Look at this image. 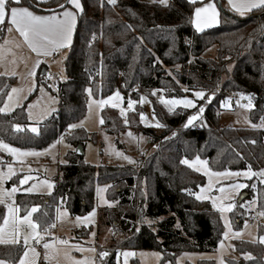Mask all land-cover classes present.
Here are the masks:
<instances>
[{"label":"trees","instance_id":"1","mask_svg":"<svg viewBox=\"0 0 264 264\" xmlns=\"http://www.w3.org/2000/svg\"><path fill=\"white\" fill-rule=\"evenodd\" d=\"M63 1L49 0L43 7ZM80 1L83 12L64 61L66 77L55 92L58 111L40 125L39 133L28 129L26 104L11 113H0V141L19 149L43 150L64 135L72 147H84L89 134L79 127L69 130L68 125L79 124L85 117L87 88L96 99L120 91L125 99L138 100L144 93L155 101L154 112L164 126L160 133L143 127L140 113L144 109L139 105L129 112L127 124L116 109H104L102 127L108 134L118 136L127 128L140 131L155 146L153 152L135 167H96L71 150L67 162L59 166L52 194L17 195L21 214L37 207L34 219L42 230L55 224L59 206L72 216H84L95 207L96 186L103 185L115 205L100 210L98 235L112 228L118 238L111 240L107 256L102 257L98 248L97 264H116L118 251L124 249L158 251L160 264H175L184 252L216 250L223 235L221 218L209 201L195 197L206 179L181 161L199 157L214 172L256 173L264 169V130L229 127L221 124L219 117L220 104L227 95L244 94L251 96L254 105L250 120L257 124L264 118V9L241 17L228 9L224 0H214L220 10L219 25L198 32L193 16L199 3L188 0H170L168 6L158 0H117L115 5L107 0ZM35 3L21 0L20 4L33 7ZM3 33L1 28L0 38ZM93 33L95 39L91 40ZM212 47L217 48L216 57L205 58ZM15 82V77L0 75V107ZM37 83H44L40 74ZM161 89L167 97H183L197 89L206 96L215 93L211 104L207 105V99L199 104L207 105L200 130L196 125L184 127L197 109L168 114L156 104L152 92ZM248 183L246 198L255 196L258 211L264 212V184L256 177ZM241 204L237 203L231 215L236 227L247 215ZM3 219L0 206V225ZM90 230L80 236L87 238ZM234 250L239 258L229 259L228 264H264L260 243L236 241ZM23 253L20 244H0V260L16 264ZM245 254L252 259H246ZM199 264L214 262L202 260Z\"/></svg>","mask_w":264,"mask_h":264},{"label":"rangeland","instance_id":"2","mask_svg":"<svg viewBox=\"0 0 264 264\" xmlns=\"http://www.w3.org/2000/svg\"><path fill=\"white\" fill-rule=\"evenodd\" d=\"M170 4V0H167V5ZM216 4V3H215ZM162 5V4H161ZM198 7V6H197ZM194 27L196 28L195 24ZM212 27V26H211ZM210 28V27H208ZM205 29V28H204ZM217 48L212 47L205 54V58L214 59L217 55ZM24 64L12 65V63L7 67V76L15 77L16 82L11 87L17 89H23L19 93V99L17 103L16 94H14L13 101H8V96L5 102L10 104L8 111L3 113H11L17 108L26 104L27 118L30 122L28 129L31 131L32 127L40 131V125L46 121L49 117L54 115L55 111L58 109V100L56 98V85L55 82H46L44 78V83L38 85L37 75H30L32 73L31 65L28 59L21 60ZM12 65V66H11ZM232 67H229L231 69ZM30 69V70H29ZM33 69H35L33 67ZM37 69V68H36ZM35 69V73H36ZM53 71L57 73L60 81L65 79V69L61 62L60 58H57L52 65ZM15 73L13 75L12 73ZM46 83V84H45ZM10 89V91H11ZM43 89V91H41ZM186 88H184L185 90ZM9 91V92H10ZM199 91L192 90L190 93H186L183 97H167L163 96L166 99L171 98H188L194 99L197 103V108L201 101L194 97V92ZM117 92V91H116ZM187 92V91H185ZM120 96L122 97L119 101H113L112 103H117V107H113L112 103L98 106L95 101L106 98L96 99L93 97L91 102V107H89V99L87 103V113L82 119V126H78L89 134V140L84 144V162L96 167L99 166H117V167H135L136 164L147 157L150 153L153 152L154 146L149 142L150 138L140 131H135L133 129L127 128L123 133L118 136L108 134L102 127L100 120L102 119V111L106 108L116 109L120 116L124 119H127L129 112L134 111L136 106L139 105L144 109V120H141L140 123L143 127L147 129H154L158 133L161 132L162 127H156V122H159L161 125L162 122L156 116L154 112V100L146 94H141L138 100H133L131 98L125 99L123 94L119 91ZM221 93V89L217 90V94ZM113 95V94H112ZM110 95V96H112ZM247 96V95H245ZM26 97V98H25ZM146 97V102H141V98ZM231 97V108L223 107L220 104V122L223 125L234 127V128H258L264 130V127H254L253 125H261L264 121H260L255 124L250 120L249 112L251 109H245L240 107L237 104V100H240V94L227 95L225 98ZM214 97L209 102L207 100V105L211 104ZM129 100L134 101L132 109L128 108ZM225 100V99H224ZM223 100V101H224ZM5 102L2 107H4ZM158 105H161L166 113L172 114L179 109L184 110H196V108H184L182 105L175 106L173 111H169L168 106L161 103L160 99L156 101ZM247 100H240V104H246ZM29 105L32 107L29 108ZM204 106V112L199 117L197 121L193 122V125L199 124L203 119L206 108ZM125 109V112L122 114L120 109ZM54 109V111H53ZM196 112V111H195ZM194 112V113H195ZM31 113V115H29ZM193 113V114H194ZM80 124V123H79ZM78 124V125H79ZM77 127V128H78ZM131 131L133 136L136 138L143 137V140L132 139L127 135ZM32 132V131H31ZM94 136V139L91 137ZM62 138V139H61ZM59 141V142H58ZM7 144V143H5ZM9 145V144H8ZM11 146V145H10ZM51 146V147H50ZM14 147V146H12ZM17 148V147H14ZM47 149V151H45ZM43 150H34V149H21L22 151H34L38 153L37 155H12L5 149H0V177L4 179L0 180V192H4L3 198L5 203H0V206L4 209V217L8 215V210L6 204H13L18 208L16 203V198L19 193H28L36 195H50L54 192L55 189V179L59 174V166L67 162V155L71 150V145L67 141L66 136H61L51 145ZM123 153L124 156L131 157L135 163H129L127 160L123 159L121 156H118L116 153ZM197 158V157H196ZM196 158L188 160L191 164H194L195 167H190L194 169L200 168L199 172L202 174L206 183L201 187L196 193L197 195H204L209 197L208 199H199L204 201H209L215 211L219 214L222 224H223V235L222 239L218 244L216 250L211 252H184L180 254L175 261V264H199L200 261H213L214 264H228L229 259H238L239 256L234 250V243L236 241L241 242H250V243H260L259 238L264 236V215H261L257 209V199L255 196H252L250 199L246 198V193L244 190L249 186L248 180L256 177L259 181L264 184V176L260 175V172H256V175L245 176L244 173L249 171H240L238 176H215V175H206L205 168L202 165L196 164ZM200 160L206 161L202 158ZM9 166L13 170V174L9 176ZM189 166V165H188ZM207 169L211 173H225L233 171H224V172H214L212 171L208 164ZM253 172V171H251ZM255 173V172H254ZM26 177H31V179L26 180L25 183L21 184V180H24ZM48 181L52 184V187L49 188L47 184L43 183ZM211 184V188L209 185ZM235 184H243L245 187L239 189H233L232 186ZM13 187L18 189L17 192L11 195L9 198L5 190L10 191ZM223 187L224 192H220L219 189ZM29 188H33V191H26ZM97 189H103L102 192L98 193ZM203 189V192L201 191ZM216 200L217 205H227L229 203L234 204V207L231 211L221 213L217 207L213 206L212 201ZM242 202V208L247 210V215L245 216L242 224L240 226H235L232 220V212L237 207V203ZM115 203L109 201L106 196V186L97 185L96 186V204L94 209L84 215V216H72L69 211L64 206H59L56 214L55 226L51 227L47 232L41 228L37 229L41 233L42 238H32V230L27 227V225L20 226V237L18 243L11 242L13 236L10 232V229L5 230L4 240L8 241L7 243L0 244H20L24 247V252L31 248L34 249L38 255L34 258V264H76L78 261H88V264H97V251L109 252L111 251L110 246L112 239H117L118 236L111 229H104L98 235V223H99V212L101 209L106 207H112ZM19 209V208H18ZM32 209V208H31ZM30 209V210H31ZM29 210V211H30ZM21 214L20 210L17 213L19 217L27 215L29 212ZM94 213V214H93ZM34 213H32V220L34 222ZM92 214V215H90ZM253 215H258L260 218L259 222L250 224V218ZM80 218V219H78ZM86 218V219H85ZM225 221H228L230 225L229 228L226 226ZM146 222V220H144ZM3 222L0 226H2ZM37 223V222H36ZM90 230L89 236L87 238L81 237L80 235L83 231ZM228 231V236L225 237L224 233ZM28 235L29 240L28 244H24V236ZM39 240V242H37ZM66 241L67 243H61ZM223 242V243H221ZM48 243L50 247L48 249L44 248V244ZM263 246L264 243H260ZM101 249V250H100ZM94 250V251H93ZM125 252L134 253L127 258L123 255ZM24 254V253H23ZM23 257V255H22ZM21 257V258H22ZM20 258V259H21ZM162 255L158 251L153 250H132L124 249L120 250L117 253L116 264H132L134 260H138L139 264H160ZM27 259H33L32 253L29 252V257ZM5 264H12L6 260ZM20 261V260H19ZM16 264H19L16 263ZM164 264H173L171 261H167Z\"/></svg>","mask_w":264,"mask_h":264},{"label":"snow or ice","instance_id":"3","mask_svg":"<svg viewBox=\"0 0 264 264\" xmlns=\"http://www.w3.org/2000/svg\"><path fill=\"white\" fill-rule=\"evenodd\" d=\"M38 2H43V0H38ZM155 2V0H154ZM158 2L162 5H167V0H158ZM190 3H197V0H189ZM231 7L240 13L241 15H244L246 12H249L253 9H264V0H228ZM67 3L72 6V9L69 10L65 9V6L63 4L59 5L61 9H64L61 13H54L52 15H38L34 11L30 10L29 7H22V6H12V5H19L20 0H0V25H3L6 21L11 26L8 27L7 31L11 32L13 30V27L16 31L19 32L20 36L23 37L24 44L27 45L28 48H30L33 52L37 53L38 55L43 56H50L54 52L58 51L61 48H67L71 45L72 42V35L74 30V25L76 22V15L77 12H83V6L80 2V0H67ZM107 3L110 5H115L117 3V0H107ZM219 12L216 8L215 3L213 0H209L208 3L203 4L200 7H196L194 10V20L193 23L196 26L197 31H203L206 27H211L214 24H218L219 20ZM128 28H131L130 25L126 26ZM95 39V33L92 34L91 40ZM91 40L89 43H91ZM7 42V41H5ZM4 59L3 56V46L0 45V61ZM7 73H0V75H6ZM15 75V73H12ZM30 75H34V73H30ZM2 91V89H0ZM23 89H17L12 88L11 91L7 94L8 101H13L14 94H16L17 103L19 99V93L22 92ZM43 91V89H41ZM157 90H153L152 95L156 94ZM159 91H163L162 89ZM187 91V89H185ZM86 92L89 96V107H91V102L93 100V92L91 88H87ZM215 96V93H212L211 96H206V93L203 90L195 91L194 97L204 100L207 99L209 102L211 99ZM26 98V97H25ZM122 97L120 96L119 91L115 92L112 96H109L107 99H100L96 100L95 103L98 106H103L109 103H112L113 101H119ZM231 97L225 98L224 101L221 102L223 107L231 108ZM240 100H247L246 104H240ZM240 100H237V104L240 107H243L245 109H251L254 107L252 103V98L250 95L245 96L244 94H240ZM161 103L168 106L169 111H173L175 106L182 105L184 108H196V112L192 115H190L184 125V127H188L189 125H193L194 121H197L199 117L204 112V106L201 105L197 108L196 100L194 99H188V98H171L166 99L165 97H160ZM141 102H146V97L141 98ZM135 102L129 100L128 102V108L132 109L133 104ZM113 107H117V103H112ZM32 106L29 105V108ZM10 108V104L8 102H5L4 107H0V113L8 111ZM54 111V109H53ZM121 113L123 114L125 112V109H120ZM31 115V113H29ZM141 120H144V114L140 113ZM264 120V118H262ZM103 119L100 120V123L103 124ZM82 121L80 124L72 123L68 125V129H75L78 126H82ZM125 124L128 123L127 119L124 121ZM156 127H163L164 125H161L159 122H156ZM254 127H264V123L261 125H253ZM17 130H21L20 125L14 126ZM31 131L33 133H38V129L36 127H32ZM129 137L132 139H138L143 140V137L136 138L133 136V133L129 131L127 133ZM175 135V133H174ZM62 139V138H61ZM59 142V141H58ZM254 143V141H253ZM51 147V146H50ZM0 149L7 150L12 155H37L38 153L34 151H22L19 148H14L8 144H5L3 141H0ZM47 151V149H45ZM118 156H121L123 159L127 160L129 163H135L134 160H132L131 157L124 156L123 153H116ZM181 163L189 165V167H195L194 164H191L187 159H184L181 161ZM196 164L202 165L205 168V174L206 175H215V176H238L240 175L239 172H225V173H211L210 170L207 169V161L200 160L199 157L196 158ZM197 171H200V168H196ZM9 176L13 174L12 168L9 166ZM245 176H252L256 175V173L251 172V170L244 173ZM261 176H264V170L260 172ZM4 179V177H0V180ZM31 179V177H26L24 180H21V184L25 183L26 180ZM43 183L47 184L49 188L52 187V184L48 181H44ZM245 185L243 184H235L232 186V188L239 189L243 188ZM209 188H211V184L209 185ZM18 189L16 187H13L10 191L5 190L7 192L8 197L10 198L12 194L17 192ZM26 191H33V188H29ZM103 189H97V192H102ZM203 192V189L201 190ZM220 192H224L225 189L221 187L219 189ZM4 192H0V197H3ZM209 197L204 195H197V199H208ZM0 203H5V200L3 198H0ZM213 206L217 207L218 210L223 213L227 211H231L234 207V204L229 203L227 205H217L216 200L212 201ZM8 215L4 217V223L2 226H0V243H7L8 241L4 240L3 237L5 235V230L10 229V232L13 236V240L11 242L18 243L19 237H20V226L21 225H27L28 228L32 230L31 237L32 238H42L41 233L37 231L41 227L40 224L34 222L32 220V213L36 212L38 209L37 207H33L27 215L23 217H19L17 213L19 212V209L15 207L13 204L9 203L6 204ZM94 214V213H93ZM261 215H264V212L260 213ZM92 215V214H90ZM80 219V218H78ZM86 219V218H85ZM226 226L230 229V225L228 221H225ZM54 224H49L44 231L47 232L48 228L54 227ZM224 236H228V231L224 233ZM29 240V236H24V244L27 245ZM39 242V240H37ZM260 243H264V236H261L259 238ZM61 243H67L66 241H62ZM223 243V242H221ZM50 245L48 243L44 244V248L48 249ZM94 251V250H93ZM29 252L32 253L33 259H27L29 257ZM38 255V253L35 252L34 249H27L23 257L20 259L19 264H34V258ZM102 257L107 256V252H102L100 254ZM125 258H127L130 255H134V253L131 252H125L123 253ZM246 259H252L250 254H245ZM0 264H5L4 261H0ZM76 264H88V261H78Z\"/></svg>","mask_w":264,"mask_h":264},{"label":"crops","instance_id":"4","mask_svg":"<svg viewBox=\"0 0 264 264\" xmlns=\"http://www.w3.org/2000/svg\"><path fill=\"white\" fill-rule=\"evenodd\" d=\"M35 1H36V3L33 4V7L32 6H28V5H21V4L12 5V6L29 7L30 10L34 11L38 15H52L54 13H61L64 10V9H61L59 7V5L58 6H54V7H43V4L48 2L49 0H43V2H38V0H35ZM66 1L67 0L63 1V3H62L65 6V9L74 10V9H72L71 5H69L68 3L66 4ZM142 1H150V0H142ZM208 2H209V0H197V3H199L198 7H200L203 4H206ZM213 2L216 3L215 5H216V8H217V10L219 12L218 20H220L219 7L217 5V2H215L214 0H213ZM20 3H21V0H20ZM224 3H225V6L228 9L236 12L241 17H245V16L249 15L250 12L255 10V9H253V10H251L249 12H246L244 15H241L240 13H238L237 11H235L231 7V5L229 4L228 0H224ZM79 14H80V12H77L76 22H75V25H74V30H73V35H72V42H73V38H74L75 29H76V25H77ZM193 20H194V16H193ZM218 25H219V23L218 24H214L210 28L216 27ZM193 26H194V23H193ZM8 27H11V26L7 23V21L3 25H0V30H1V28H4V33H3L2 37L0 38V45L3 46V56H4V59L2 61H0V73H7V67L11 63H12V65L13 64L16 65V64H19V63L24 64L23 62H21V60L28 59L29 62H30V65H31L32 73H34L36 75L40 74V76H42V79L44 81L42 72H43V70L45 68L49 69L53 73L57 74L52 69V65H53L54 61L57 60V58L61 59V62L63 64V66H64V61H65V59L68 56L69 48H70L71 45L69 47H67V48L59 49L58 51L54 52L50 56L38 55L37 53L33 52L30 48H28L26 44H24L23 37L20 36L19 32L16 31L14 27H13V30L11 32L7 31ZM206 29H209V28L206 27L203 30H206ZM198 32H201V31H198ZM5 41H7V42H5ZM72 42H71V44H72ZM33 67L35 69L37 68L36 69V73H35V69H33ZM7 74L4 75V76H7ZM57 85H56V89H57ZM55 92H56V90H55ZM56 98L58 100V106H59V97H58V95L56 96ZM57 111H58V109L55 111V113ZM149 142L151 143V141H149ZM71 149H75L76 150V148L72 147V146H71Z\"/></svg>","mask_w":264,"mask_h":264},{"label":"built area","instance_id":"5","mask_svg":"<svg viewBox=\"0 0 264 264\" xmlns=\"http://www.w3.org/2000/svg\"><path fill=\"white\" fill-rule=\"evenodd\" d=\"M42 74H43V78H45L47 82L52 81V82H55L57 84L60 82L59 76H57V74L53 73L49 69L45 68L43 70ZM154 96H155V100L158 101L161 96H164V93L162 91L157 90L156 94ZM195 127H196L197 130L201 129V125L200 124H196ZM168 137H170V136H168ZM259 221H260V218H259L258 215H253L250 218V224H254V223L259 222ZM97 255H99V251H97Z\"/></svg>","mask_w":264,"mask_h":264},{"label":"water","instance_id":"6","mask_svg":"<svg viewBox=\"0 0 264 264\" xmlns=\"http://www.w3.org/2000/svg\"><path fill=\"white\" fill-rule=\"evenodd\" d=\"M66 4H67V1H66ZM219 6H221V3H220V2H219ZM76 153H77V155H79V156H83V155H84L83 147H82V146H77V148H76Z\"/></svg>","mask_w":264,"mask_h":264}]
</instances>
